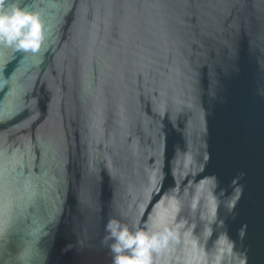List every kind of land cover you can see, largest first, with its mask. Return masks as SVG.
Instances as JSON below:
<instances>
[{"label": "water", "instance_id": "1", "mask_svg": "<svg viewBox=\"0 0 264 264\" xmlns=\"http://www.w3.org/2000/svg\"><path fill=\"white\" fill-rule=\"evenodd\" d=\"M28 2L51 36L0 48V264H112L107 222L165 209L157 264H264V0Z\"/></svg>", "mask_w": 264, "mask_h": 264}, {"label": "clouds", "instance_id": "2", "mask_svg": "<svg viewBox=\"0 0 264 264\" xmlns=\"http://www.w3.org/2000/svg\"><path fill=\"white\" fill-rule=\"evenodd\" d=\"M50 36L51 26L46 24L39 11L30 6L28 0H0V48L12 49L22 54L23 58L29 54L37 56ZM4 83L6 81L0 82V86ZM212 179L216 180L215 177ZM232 183L236 184V180ZM241 191L242 186L235 188L237 198ZM175 210L179 211V208ZM166 213L167 209L155 217L149 216L141 227L133 225L130 228L120 220L110 219L105 225L104 239L111 241L112 264H157L155 258L177 241V232L168 226ZM220 223L223 224V220ZM228 252L231 253L230 241ZM223 253L224 249H220L213 264H221ZM199 264H209V261L205 257Z\"/></svg>", "mask_w": 264, "mask_h": 264}]
</instances>
